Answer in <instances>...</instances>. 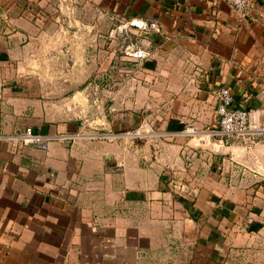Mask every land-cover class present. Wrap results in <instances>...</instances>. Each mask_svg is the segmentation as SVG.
I'll use <instances>...</instances> for the list:
<instances>
[{
	"label": "crops",
	"instance_id": "0c3cea01",
	"mask_svg": "<svg viewBox=\"0 0 264 264\" xmlns=\"http://www.w3.org/2000/svg\"><path fill=\"white\" fill-rule=\"evenodd\" d=\"M109 1L152 58L126 81L94 75L78 89L61 74L92 36L47 27L76 14L57 15V0H0V132L80 134L46 149L0 141V264H156L181 248L189 264L195 245L219 261L247 235L233 231L249 198L221 175L222 153L243 146L201 137L217 126L222 85L264 117V0H253L257 19L223 0ZM150 20L159 29L142 31ZM146 119L176 134L122 133ZM190 123L198 134L179 132Z\"/></svg>",
	"mask_w": 264,
	"mask_h": 264
},
{
	"label": "rangeland",
	"instance_id": "374dc122",
	"mask_svg": "<svg viewBox=\"0 0 264 264\" xmlns=\"http://www.w3.org/2000/svg\"><path fill=\"white\" fill-rule=\"evenodd\" d=\"M96 1H90L93 4L92 8L85 9L82 6L84 0H57V15L62 17L68 16V13L76 14L75 23L66 24L62 20H57V24L47 26L60 34L72 32L78 35L92 36L91 40L84 42L88 46L86 49L83 47V42H76L75 55L72 59L66 58L67 64H71V67L61 74L64 79L75 80L78 83V89H81L94 75L105 82L107 87L112 82L126 81L132 78L138 66L147 63L152 58L150 51H143L140 56L133 54L134 50L140 48L138 35L143 32L133 34L132 26L127 23V20H124L121 15L114 14L112 9H108L109 0H107L108 4L103 3V6H107L104 9L100 8V1L98 3ZM46 15H49V12L45 11L43 16L46 17ZM149 22L145 23L142 31L152 30L147 26ZM89 64H107L112 71L102 75L95 74L94 71L88 73L81 69ZM74 67L77 68L76 71ZM254 113L255 119L264 118L259 117L256 110ZM214 114L208 125L215 124L216 116ZM135 128L125 129L122 133L128 135L127 131ZM142 128L149 134L141 135L140 138L155 139L157 143L167 136L161 135L160 132L169 130L167 127H161L160 122L156 124L149 119H146V124ZM210 128L208 127V129ZM213 137L220 141L221 146L245 147H242L240 154L232 151L227 152L225 156V153H222L221 175L226 178V181L239 187L237 194L245 192L249 198L246 215L241 221H238V228L233 231L235 233L243 232L247 235L243 239L235 241L237 253L235 251L231 256H225L219 261L211 257L206 246L198 248L195 245L189 264H264V133L245 134L237 137L209 134L201 138L205 144L208 143L207 138L209 140ZM183 251L182 248L179 252L166 251L158 257L156 264H180V260L186 257ZM174 259L177 261L173 262Z\"/></svg>",
	"mask_w": 264,
	"mask_h": 264
},
{
	"label": "built area",
	"instance_id": "2783aa9c",
	"mask_svg": "<svg viewBox=\"0 0 264 264\" xmlns=\"http://www.w3.org/2000/svg\"><path fill=\"white\" fill-rule=\"evenodd\" d=\"M236 11L248 12L252 19L258 18L256 5L253 0H223ZM145 25V24H144ZM143 25V26H144ZM147 26L153 30H158V24L152 20ZM135 56L143 54V50L138 48L133 51ZM215 116L217 126L211 128L208 133L212 135H221L225 137L244 136L245 134L264 133V118L255 119L253 112L244 106L236 104L235 97L231 89L222 85L215 90ZM146 120H143L138 127L127 131L128 135L140 137L141 135L149 134L148 131L143 130ZM181 133L185 135L198 134L200 131L193 124L186 125ZM161 135L173 136L174 131H161ZM80 134L73 135L60 134L58 132H42L36 131L31 126H25L11 133L0 132V141L8 142L13 149L20 145H30L41 149H46L50 140L58 139H74ZM93 137H103L106 134L102 132H95L91 134Z\"/></svg>",
	"mask_w": 264,
	"mask_h": 264
}]
</instances>
